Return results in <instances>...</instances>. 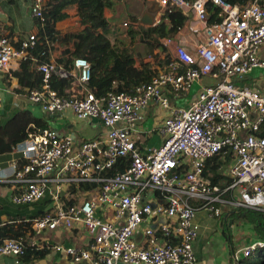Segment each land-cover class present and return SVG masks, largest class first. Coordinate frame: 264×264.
<instances>
[{
	"label": "built area",
	"instance_id": "2783aa9c",
	"mask_svg": "<svg viewBox=\"0 0 264 264\" xmlns=\"http://www.w3.org/2000/svg\"><path fill=\"white\" fill-rule=\"evenodd\" d=\"M209 2L220 8V24H208ZM160 4L163 13L172 4L202 23L205 38L195 50L166 38L164 44L176 62L149 83L139 85L134 93L98 95L91 90V62L80 56L70 76L56 63L42 62L41 83L29 93L30 102L45 113L70 111L78 120L99 119L105 127L102 137L82 143L53 128L30 127L28 138L13 149L17 160L2 177L15 185L11 201L17 206L55 195L66 181L91 183L99 190L97 198L69 206L55 196L56 210L33 223L36 236L82 226L86 246L56 247L75 263L198 264L199 212L224 222L240 213L264 216V94L236 83L255 69L264 70V0L243 8L225 0H161ZM45 6L46 0H33L36 21H45ZM3 30L0 21V73H7L13 63L29 59L38 37L30 35L14 47ZM179 68H184L183 73L177 72ZM205 76L217 84L202 89L189 107H171L170 94H188ZM67 77L77 80L76 97L53 87L55 79ZM152 101L168 115L159 127L162 145L143 153L134 126ZM2 103L0 98V117ZM218 155L227 163V179L222 183L206 169ZM122 159L130 165L108 177ZM25 249L22 239L5 240L0 258L14 257L19 264ZM259 253H264V237L235 249L232 257L235 264H243Z\"/></svg>",
	"mask_w": 264,
	"mask_h": 264
},
{
	"label": "crops",
	"instance_id": "0c3cea01",
	"mask_svg": "<svg viewBox=\"0 0 264 264\" xmlns=\"http://www.w3.org/2000/svg\"><path fill=\"white\" fill-rule=\"evenodd\" d=\"M68 1V4L57 11L59 20L57 29L62 34H71L72 38L66 42H60L55 36L56 40L48 43L49 53L46 58L39 60L30 54L29 62H15L7 73H0V98L3 101L2 115L14 110L30 111L35 118L43 120L47 128H53L60 135L71 136L78 143H82L102 137L105 133L103 123L94 120H78L70 111L61 114L45 113L37 105L32 104L29 100V93L41 83L42 74L38 69L39 65L42 62L56 63L70 76L75 59L85 56L90 60L94 72V83L91 90L97 92L101 86L109 83L116 86L119 83L115 60L121 57L122 49H128L134 56L136 68H140L142 63L153 62L154 59L150 55L149 48L140 42V29L143 26L140 23V18L148 0H116L114 9L107 10L103 18L98 17L80 2ZM157 1L160 3L161 0ZM32 3L33 0H0V21L4 24L2 35L14 47H18L19 43L30 35H40V25L32 15ZM123 13L127 14L128 17L119 21L122 19ZM188 18L185 26L171 38L187 49L195 50L205 38L204 26L191 15ZM103 21L107 22L105 27L102 26ZM160 21L157 18L156 25ZM131 31L139 33V35L132 36ZM165 39H162L161 43L172 55L171 50L164 44ZM117 41L124 44L119 46ZM154 53L159 54L161 58L165 57V53L160 49ZM155 68L156 75L166 71L161 66ZM59 79H69L66 83L68 96L76 97L79 94V85L75 78ZM217 82L216 79L205 76L193 85L188 94H170L171 107H189L197 99L202 89L214 86ZM236 83L239 86L258 88L264 94V70L255 69L249 75L238 79ZM167 115L168 111L161 108L157 102L152 101L143 112L142 119L135 124L134 130L140 135L137 145L143 153H148L152 148H158L162 145L163 140L159 134V127ZM17 158L18 156L14 153L0 156V207H5L4 213L8 212V205L13 209L20 207L11 201V196L15 192V185L2 181L3 175L10 170ZM224 168V166L219 165L216 173H211L206 169L215 179V182L222 183L223 180L227 179V173L221 172ZM98 194L99 190L95 187L83 190L82 185L74 181H66L61 184L55 195L49 193L44 199H48L46 211L49 213L56 210L55 196L62 205L69 206L97 198ZM33 205L35 204L28 205L30 211L33 209ZM25 212L24 210L23 213ZM21 213L15 212L14 214L19 215ZM236 215H233L228 222H224L209 218L204 211L197 214L196 222L200 225L199 237L195 244L198 264H235L232 257L235 249L264 237L263 233L260 234L256 229L255 224L251 221L252 218ZM10 219L15 222V218H11L9 214L5 213L3 220L9 221ZM225 223L229 226L227 227ZM243 224H246L247 229L242 227ZM81 228L58 229L45 231L42 236L34 235L30 239V243L36 240L39 244L32 247L48 252L45 258L32 263L88 264L86 262L75 263L72 257L56 250L58 246L64 248L86 246L88 238ZM16 261L14 257L0 258V264H17Z\"/></svg>",
	"mask_w": 264,
	"mask_h": 264
},
{
	"label": "trees",
	"instance_id": "16d2710c",
	"mask_svg": "<svg viewBox=\"0 0 264 264\" xmlns=\"http://www.w3.org/2000/svg\"><path fill=\"white\" fill-rule=\"evenodd\" d=\"M84 4L86 8L92 10L98 17H104L107 10H112L115 7L116 0H74ZM194 1V0H191ZM233 5H237L241 8L246 7L254 0H225ZM68 0H46L45 6V21H37L40 25V35L36 46L31 49L30 53L35 58L43 60L49 53V44L56 40L55 36L60 42H66L72 38L71 34H62L57 29L58 18L57 11L64 5L68 4ZM208 12V24L215 25L222 22L221 10L219 7L213 5L211 2L207 4ZM188 17L183 15L182 12L176 9L172 4L166 8L161 21L152 27L141 26L140 42L147 46L150 50V55L154 61L150 63H142L140 68L135 67V58L128 49L121 50V57L115 60V66L119 77V83L115 86L113 83L101 86L98 88L97 94L104 95L110 91L134 93L136 88L143 84L149 83L157 74L156 66H161L164 70H168L169 66L176 62L175 58L169 53L167 48L161 43L164 38L172 37L176 35L188 21ZM169 22V25H168ZM106 21H103L102 26L105 27ZM132 36L139 35L134 31L130 33ZM119 46L123 45L121 41H117ZM121 48V47H119ZM160 49L165 53V57L161 58L159 54H155L156 50ZM30 61V58L27 62ZM184 68H179L178 73H183ZM69 79H55L53 81V87L62 92L65 96H68L66 90L68 89L67 82ZM36 127L37 129L47 128L46 123L43 120L35 118L30 111L27 110H14L8 112L0 117V156L10 154L13 152L15 145L19 142H23L28 138L30 127ZM221 155L211 159L206 168L211 173L218 172V167L226 166L221 163ZM130 165V161L120 160L117 165L107 172L108 177H112L115 174L122 173ZM214 165V166H213ZM91 183H84L82 185L83 190L93 188ZM48 207V199L33 205V209L30 211V206H20L18 209H13L8 205V212L11 218H15L9 221H4V209L0 211V247L8 239H22L25 242L26 249L24 255L19 259L20 264H33L36 260L45 258L48 251L37 249L30 245V239L34 237L33 223L36 219L42 218L46 215ZM26 211L23 213V211ZM15 212H22L19 215H15ZM236 216L252 218L251 221L255 224L256 229L260 234L264 230V216L254 213H240ZM17 219V221H16ZM228 227L229 225L225 223ZM263 235V234H262ZM260 256L259 262H254L252 259L256 256ZM249 259L243 261V264H264V253L257 254ZM262 255V256H261Z\"/></svg>",
	"mask_w": 264,
	"mask_h": 264
},
{
	"label": "water",
	"instance_id": "95a60500",
	"mask_svg": "<svg viewBox=\"0 0 264 264\" xmlns=\"http://www.w3.org/2000/svg\"><path fill=\"white\" fill-rule=\"evenodd\" d=\"M162 6L157 0H148L145 10L143 11L141 18H140V23L143 26L146 27H152L155 26L157 23V18L159 15L161 17L163 16V11H162ZM94 121H100L99 119H92ZM232 222L230 221V224Z\"/></svg>",
	"mask_w": 264,
	"mask_h": 264
},
{
	"label": "rangeland",
	"instance_id": "374dc122",
	"mask_svg": "<svg viewBox=\"0 0 264 264\" xmlns=\"http://www.w3.org/2000/svg\"><path fill=\"white\" fill-rule=\"evenodd\" d=\"M122 16H123L122 19L119 20V21H123V20H125V19L128 17V15L125 14V13H123ZM161 18H162L161 15H159V16H158V20L160 21ZM241 84H242V83H241ZM221 172H222V173H223V172H226V169H223ZM240 195H241V194H239V196H240ZM4 199H6V198H4ZM6 201H7V200H6ZM2 207H3V206L0 207V210L2 209ZM242 227L247 229L246 224H243ZM252 261H254V262H259V261H260V256L257 255L256 257H254V259H252Z\"/></svg>",
	"mask_w": 264,
	"mask_h": 264
}]
</instances>
